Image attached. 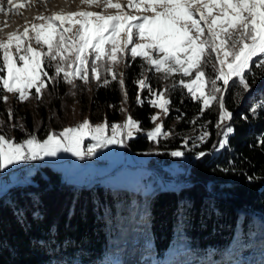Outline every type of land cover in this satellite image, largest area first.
<instances>
[{
  "label": "trees",
  "instance_id": "obj_1",
  "mask_svg": "<svg viewBox=\"0 0 264 264\" xmlns=\"http://www.w3.org/2000/svg\"><path fill=\"white\" fill-rule=\"evenodd\" d=\"M128 63L127 69L123 64L118 69L127 73L126 105L116 82L107 88L95 83L90 88L81 85L71 95L69 86L61 81L54 88L49 85L51 94L45 92L41 101L31 99L32 105L31 100L11 102L13 122L23 123L39 138L50 129L58 132L85 118L92 123H122L125 113L120 109L126 107L143 129L152 128L149 117L157 109L146 101L137 104L133 84L141 61L137 58ZM149 76L153 88L163 87L155 74ZM236 92L233 86L226 94L235 129L226 150L199 161L192 154L184 158L167 154L179 149L186 135L199 133L197 125L188 123L198 105L186 92L181 103L179 89L171 94L170 113L163 118L164 130L174 129L176 135L159 137L154 143L138 133L128 141L130 151L152 152L148 165L164 180L172 178L164 166L181 163L177 189H168L163 182L147 193L99 182L75 185L45 162L31 170L21 184L0 194V264H264V179H247L264 177V146L257 140L264 136V110L256 118L249 111L264 101V76L256 72L251 91L238 103L233 100ZM142 95L146 97L147 91ZM73 104L75 117L71 118ZM177 109L184 113L180 122ZM7 110L0 100V119L6 122ZM241 115L248 119L242 120ZM215 119V109L201 118L202 122L213 121L205 149L217 139ZM8 135L17 141L25 138L19 129ZM229 160L234 161L235 171H221L229 167Z\"/></svg>",
  "mask_w": 264,
  "mask_h": 264
},
{
  "label": "snow or ice",
  "instance_id": "obj_2",
  "mask_svg": "<svg viewBox=\"0 0 264 264\" xmlns=\"http://www.w3.org/2000/svg\"><path fill=\"white\" fill-rule=\"evenodd\" d=\"M47 0H34L39 6ZM88 7L114 9L105 11H77L38 15L23 31L8 33L0 38V100L5 103L11 94L24 103L29 99L41 101L44 92L51 94L61 81L75 95L80 86L109 87L116 82L128 103L126 71L129 60L141 61L140 72L133 80L138 105L145 101L158 109L149 117L155 125L145 130L140 122L127 114L122 123L104 120L93 124L85 118L59 132L49 130L44 138L28 132L24 124L14 121V109L9 108L7 122L0 119V173L25 162L55 158L61 153L77 160L91 158L98 151L116 146L126 148L136 134L144 133L150 142L159 137L176 135L174 129L164 130L160 116L167 117L172 103L171 94L185 92L198 105L191 120L198 134L186 135L179 149L167 154L184 158L192 154L196 160L226 150L234 134L233 112L226 107V94L237 88L233 100L237 103L256 82V72L264 76V0H80ZM26 7L23 0H0V13ZM35 45V46H34ZM210 69V71H209ZM51 70V74L49 72ZM149 73L155 74L163 87L153 88ZM252 74L251 80L249 74ZM109 77L111 79H109ZM79 82V83H77ZM35 89L32 93L31 90ZM147 91V96L142 93ZM114 107V105H109ZM216 111L214 127L217 139L211 147L204 145L211 139L209 125L202 122L206 111ZM264 110V101L250 107L252 118ZM177 122L184 113L177 109ZM242 120L248 116L241 115ZM19 129L25 134L17 141L8 131ZM195 132V129H194ZM86 140L91 141L84 147ZM264 146V136L257 138ZM149 154V153H145ZM156 154H160L156 151ZM234 161L223 172L235 171ZM249 181L264 177L247 176ZM21 217L23 210H20Z\"/></svg>",
  "mask_w": 264,
  "mask_h": 264
},
{
  "label": "rangeland",
  "instance_id": "obj_3",
  "mask_svg": "<svg viewBox=\"0 0 264 264\" xmlns=\"http://www.w3.org/2000/svg\"><path fill=\"white\" fill-rule=\"evenodd\" d=\"M34 2V1H33ZM126 3V0H123ZM69 5V6H68ZM49 6L50 10L45 11ZM31 7V11L26 13V15L22 16V18L15 17L12 19V27L14 28L12 32L15 31H23L25 26H30L32 22H34V18L32 14H34V10H36L39 15H50L51 13H57L56 10L60 8H65L71 10L72 12L77 11H91V12H101L105 11V14H113L114 9L104 10L103 7H88L86 5L81 4L80 0H47L46 3H41L37 6L36 9ZM22 9H17L20 13ZM18 13V14H19ZM66 13V12H60ZM23 13H20L22 15ZM28 15V16H27ZM18 20H17V19ZM23 18H29V23H24ZM21 19V20H20ZM16 20V21H15ZM18 21H22V25H20ZM9 24V23H8ZM10 25V24H9ZM7 26V25H6ZM5 26V27H6ZM4 27V28H5ZM1 34V33H0ZM3 35H0L2 38ZM35 46V45H34ZM123 67V65H121ZM35 92V89L31 91ZM8 96V101L5 103L6 108H10L11 102L17 101L15 97L11 94L5 93ZM45 95V92H44ZM31 100V99H29ZM34 101L31 100L30 105H32ZM75 104L72 105L70 117H75L74 112ZM158 109L155 114L158 113ZM164 116H160V120L157 123L163 122ZM73 122V121H72ZM71 122V123H72ZM102 121L94 122L93 124L100 123ZM79 123V122H78ZM115 123V122H113ZM75 124L68 125L66 127L74 126ZM155 125L153 124L152 128ZM152 128L148 129L151 130ZM51 130V129H50ZM59 132V131H58ZM137 135V134H136ZM45 135L39 138H44ZM91 141L86 140L84 142V147L86 149V145ZM152 153V152H148ZM148 154L144 153H135L130 151V149L120 148L116 146H111L109 148L98 151L93 159L95 161H91L88 164H83L81 160H77L75 157L70 154L61 153L55 158H45L43 161L45 163L50 164L55 170L60 171L62 173L63 178L68 182L75 185H92L95 182H99L103 185H106L110 188H125L128 190L141 191L142 193L152 192L155 187L162 186V182L167 188L168 184H173L175 189L179 187L180 181L178 180V174L183 170L181 163L178 161H173L169 165L164 166V168L168 169L172 174V178L170 180H164L162 177L158 175L157 172L154 171L152 166L148 165ZM145 166V167H144ZM13 166L6 169L4 172L0 173V186H3L2 190H0V194L6 193L9 189L21 184L23 181L15 180L12 184L8 183V179L2 177V174L9 172L10 178L14 179L16 174L10 172ZM29 177V176H28ZM168 181V182H166Z\"/></svg>",
  "mask_w": 264,
  "mask_h": 264
},
{
  "label": "bare ground",
  "instance_id": "obj_4",
  "mask_svg": "<svg viewBox=\"0 0 264 264\" xmlns=\"http://www.w3.org/2000/svg\"><path fill=\"white\" fill-rule=\"evenodd\" d=\"M34 0H23V2L26 4V8L23 9V10H29L31 11L32 9H30L31 7H34L33 9H36L37 8V5L33 2ZM5 8H6V11L5 12H2L0 13V29L1 28H4L6 25V27H9L8 30H6L7 32H11L14 28L12 27V19H14L15 17L17 18H22L23 14L20 15V13L23 12V10L20 11V13L16 10L14 12H8L7 11V5H5ZM51 8V7H50ZM49 6L47 8H45L46 10L45 11H49L50 10ZM19 13V14H18ZM26 14V13H25ZM39 14V13H38ZM28 16V15H27ZM16 18V19H17ZM25 19V18H24ZM18 20V19H17ZM21 20V19H20ZM16 21V20H15ZM25 21V20H24ZM20 23L18 27H20L23 23L22 21H18ZM10 25H9V24ZM25 23V22H24ZM5 27V28H6ZM4 28V29H5ZM1 33V32H0ZM8 34V33H7ZM6 34V35H7ZM3 37V36H2ZM145 167V166H144ZM28 175V174H27ZM20 180V179H18ZM169 187H175L173 184H168Z\"/></svg>",
  "mask_w": 264,
  "mask_h": 264
},
{
  "label": "built area",
  "instance_id": "obj_5",
  "mask_svg": "<svg viewBox=\"0 0 264 264\" xmlns=\"http://www.w3.org/2000/svg\"><path fill=\"white\" fill-rule=\"evenodd\" d=\"M91 161H95L93 159V157L85 158V159L81 160V162L83 164H88ZM42 163H44L43 160L21 163L19 165L13 166L11 168L10 172L15 173L18 179L24 180L27 177V174H29L31 170H33L34 168H36L37 166H39ZM9 174H10L9 172H6V173L2 174V177L5 179H8V181H9Z\"/></svg>",
  "mask_w": 264,
  "mask_h": 264
},
{
  "label": "crops",
  "instance_id": "obj_6",
  "mask_svg": "<svg viewBox=\"0 0 264 264\" xmlns=\"http://www.w3.org/2000/svg\"><path fill=\"white\" fill-rule=\"evenodd\" d=\"M15 180V182H17L16 180H18V178H17V176H15V178L14 179H11L10 178V174H9V181H8V183H10V184H12V182ZM2 188H3V186H0V190H2Z\"/></svg>",
  "mask_w": 264,
  "mask_h": 264
},
{
  "label": "water",
  "instance_id": "obj_7",
  "mask_svg": "<svg viewBox=\"0 0 264 264\" xmlns=\"http://www.w3.org/2000/svg\"><path fill=\"white\" fill-rule=\"evenodd\" d=\"M176 187V186H175ZM167 188L168 189H172V190H174L175 188L174 187H169V186H167Z\"/></svg>",
  "mask_w": 264,
  "mask_h": 264
}]
</instances>
